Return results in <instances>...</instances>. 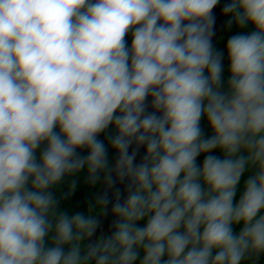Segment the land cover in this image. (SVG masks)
Instances as JSON below:
<instances>
[{
	"label": "clouds",
	"instance_id": "clouds-1",
	"mask_svg": "<svg viewBox=\"0 0 264 264\" xmlns=\"http://www.w3.org/2000/svg\"><path fill=\"white\" fill-rule=\"evenodd\" d=\"M218 4L0 0V264H258L264 0L223 4L254 28L228 38L227 80ZM82 170L126 197L61 209ZM109 203L114 231L93 240Z\"/></svg>",
	"mask_w": 264,
	"mask_h": 264
},
{
	"label": "trees",
	"instance_id": "trees-1",
	"mask_svg": "<svg viewBox=\"0 0 264 264\" xmlns=\"http://www.w3.org/2000/svg\"><path fill=\"white\" fill-rule=\"evenodd\" d=\"M231 17H227V20H229ZM226 20V22H227ZM225 22L224 27L222 29V32L220 33L216 43L214 46L217 50L224 51L225 57H224V79L227 80L228 78V60H227V52H226V44L229 37L232 35L238 34L240 32H251L254 30L253 26L251 24L247 25L244 29H239L235 22H233L231 27H228L227 23ZM130 42V38H129ZM201 127L204 130V133L206 136L211 135V131L208 127L207 121L202 120L201 121ZM109 131H113L110 129ZM100 139L105 140V143L107 145V140L105 139V135H101ZM82 155H86V151L81 153ZM115 152L109 148L108 151V157L110 160V163L112 164ZM215 155H220L218 151L214 152ZM203 155L198 158V163H202ZM77 180V188L74 193H72L70 196H68L67 199H62L60 207L61 209H66L69 211L70 214H74L75 212H82L84 214H88V209L91 205L95 203V200L97 199V191L100 187L101 181L93 186L90 185L87 182V172L86 170H82L80 174L77 177H74ZM73 179V177H69L66 179V181L55 191V193L63 197L64 193L68 192V183L70 180ZM246 179V177L242 178L241 184H243V180ZM240 195V190L238 189L237 199ZM143 222H141V225ZM238 231V228L236 229ZM138 264V262H137ZM258 264H264V256H262L258 262Z\"/></svg>",
	"mask_w": 264,
	"mask_h": 264
},
{
	"label": "water",
	"instance_id": "water-1",
	"mask_svg": "<svg viewBox=\"0 0 264 264\" xmlns=\"http://www.w3.org/2000/svg\"><path fill=\"white\" fill-rule=\"evenodd\" d=\"M227 2V0H220V4H218L217 8L214 10V13L216 15V23H215V37H214V44L216 43L220 33L222 32V29L224 27V24L227 20L228 16H224L222 14V7L223 4ZM135 148V145H133L129 151L131 152ZM145 153V148L141 147L139 150V153L136 157V162L139 163L142 156ZM117 153L115 154L114 160L112 164L114 165L117 159ZM112 179L115 182L112 187H109L103 180L100 183V187L97 191V198L101 196H107L110 202L115 201V194L117 190L120 192L121 200H123L127 195V183L128 181L125 180L123 182H120L116 179V175L113 172L112 173ZM100 221V226L98 227L95 236L92 238L95 240L97 237H104L109 234H111L114 231V228L112 227V221L115 219V217L111 214V203L106 208V213H102L98 217Z\"/></svg>",
	"mask_w": 264,
	"mask_h": 264
}]
</instances>
